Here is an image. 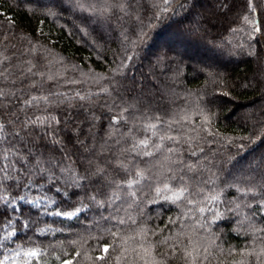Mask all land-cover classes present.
<instances>
[{
    "label": "trees",
    "instance_id": "obj_1",
    "mask_svg": "<svg viewBox=\"0 0 264 264\" xmlns=\"http://www.w3.org/2000/svg\"><path fill=\"white\" fill-rule=\"evenodd\" d=\"M0 124V257L264 264V0H0Z\"/></svg>",
    "mask_w": 264,
    "mask_h": 264
},
{
    "label": "rangeland",
    "instance_id": "obj_2",
    "mask_svg": "<svg viewBox=\"0 0 264 264\" xmlns=\"http://www.w3.org/2000/svg\"><path fill=\"white\" fill-rule=\"evenodd\" d=\"M259 103V101H257L256 104H250V105H244V106H241V108H238V106H233V109H231V116H235L236 114L239 115V114H242V115H246L248 114L249 112H252L254 111V108H255V105H257ZM38 202H35L33 201L32 202V205L34 204H37ZM66 217H69L71 218L72 216H66ZM21 257L20 254H15V253H11L10 250H7V251H4L2 256L0 257V262H2V264H8L9 262H11V264H23L22 262L20 261H17V259H19ZM35 256H29L26 254H24V258L29 260L31 258H34ZM62 264H65L62 263Z\"/></svg>",
    "mask_w": 264,
    "mask_h": 264
},
{
    "label": "snow or ice",
    "instance_id": "obj_3",
    "mask_svg": "<svg viewBox=\"0 0 264 264\" xmlns=\"http://www.w3.org/2000/svg\"><path fill=\"white\" fill-rule=\"evenodd\" d=\"M114 119H115V118H114ZM2 131H3V125L0 124V132H2ZM169 139H172V138L169 137ZM140 144L147 146L146 141H140ZM148 154H150V153H148ZM5 158H7V157L5 156ZM39 163H40V161L37 160V164H39ZM2 170H3V168L0 167V171H2ZM137 175H142V174H141V173H138ZM137 182H138V181H135V180L128 181V182H127V185H128V187H131L132 184L137 183ZM183 192H184V190L181 189V191H180L179 193H175V194H174V199H179L180 196L183 195ZM215 198H216V197H213V199H215ZM92 199L95 200V197H92ZM77 211H79V209H77ZM200 211L203 212L204 209L201 208ZM57 214L59 215V213H57ZM65 215L72 216V215H74V213H65ZM122 222H123V221H121V223H122ZM261 231H264V229H261ZM102 250H103V252H104L105 254H107L108 251H109V247L106 246V247H104ZM144 251H145V253H147L148 255H151V252H150L148 249H145ZM27 255H29V256H36L37 253H36L35 251H32V252L27 253ZM188 256H192V253L189 252V253H188ZM105 258H106V256L98 257V259H105ZM142 258H143V257H142ZM0 264H2V262H0ZM65 264H71V262H67V261H66ZM145 264H149V262H148V261H145ZM192 264H195V261H194V260L192 261Z\"/></svg>",
    "mask_w": 264,
    "mask_h": 264
}]
</instances>
